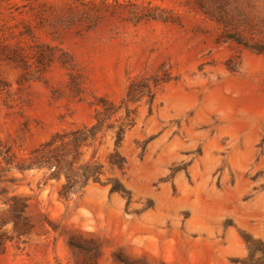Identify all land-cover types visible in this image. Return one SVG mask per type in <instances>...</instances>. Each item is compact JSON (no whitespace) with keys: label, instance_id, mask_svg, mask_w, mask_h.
<instances>
[{"label":"rangeland","instance_id":"1","mask_svg":"<svg viewBox=\"0 0 264 264\" xmlns=\"http://www.w3.org/2000/svg\"><path fill=\"white\" fill-rule=\"evenodd\" d=\"M203 2L0 1V264H264V0Z\"/></svg>","mask_w":264,"mask_h":264},{"label":"trees","instance_id":"2","mask_svg":"<svg viewBox=\"0 0 264 264\" xmlns=\"http://www.w3.org/2000/svg\"><path fill=\"white\" fill-rule=\"evenodd\" d=\"M1 1V0H0ZM220 1V4H222V1H227L230 2V0H217ZM200 4H199V9L201 8V10L205 11V14L207 16H209V14L206 12L205 8H204V2L203 0H199ZM238 5V2H237ZM236 5V7H237ZM233 41H235L236 43L240 44V45H246L244 44V42H242L241 38L234 36ZM246 47H248L246 45ZM250 47V46H249ZM255 49L258 53H264V51L262 50V48H252ZM23 220V212H0V255L4 254L6 252L7 249V242L8 241H13L14 240V236L9 235V231L4 230V227L10 222H13L14 225V231L17 234V237H21L23 235H26L28 233L27 230V224L22 221Z\"/></svg>","mask_w":264,"mask_h":264}]
</instances>
